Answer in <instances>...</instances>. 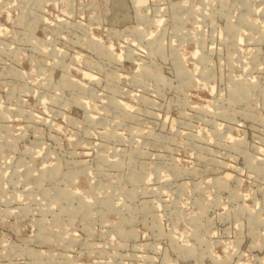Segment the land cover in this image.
I'll return each mask as SVG.
<instances>
[{
    "label": "rangeland",
    "instance_id": "374dc122",
    "mask_svg": "<svg viewBox=\"0 0 264 264\" xmlns=\"http://www.w3.org/2000/svg\"><path fill=\"white\" fill-rule=\"evenodd\" d=\"M0 264H264V0H0Z\"/></svg>",
    "mask_w": 264,
    "mask_h": 264
},
{
    "label": "bare ground",
    "instance_id": "6f19581e",
    "mask_svg": "<svg viewBox=\"0 0 264 264\" xmlns=\"http://www.w3.org/2000/svg\"><path fill=\"white\" fill-rule=\"evenodd\" d=\"M116 190V189H115Z\"/></svg>",
    "mask_w": 264,
    "mask_h": 264
}]
</instances>
